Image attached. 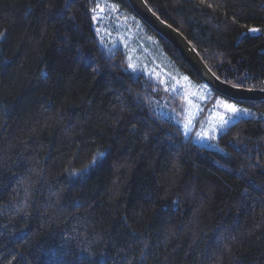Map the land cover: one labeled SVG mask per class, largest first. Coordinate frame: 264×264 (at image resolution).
<instances>
[{"label": "trees", "instance_id": "trees-1", "mask_svg": "<svg viewBox=\"0 0 264 264\" xmlns=\"http://www.w3.org/2000/svg\"><path fill=\"white\" fill-rule=\"evenodd\" d=\"M93 1L0 0V264H264V101L198 144L158 111L181 100L99 45ZM145 1L264 88V0Z\"/></svg>", "mask_w": 264, "mask_h": 264}, {"label": "rangeland", "instance_id": "rangeland-1", "mask_svg": "<svg viewBox=\"0 0 264 264\" xmlns=\"http://www.w3.org/2000/svg\"><path fill=\"white\" fill-rule=\"evenodd\" d=\"M92 17L100 46L108 53L120 49L133 73L143 74L159 89L181 100L179 111L163 105L158 111L176 120L185 135L193 133L198 144L217 149L215 139L230 122L253 114L248 107L215 95L203 82L180 70L158 38L130 11L107 0H94Z\"/></svg>", "mask_w": 264, "mask_h": 264}, {"label": "water", "instance_id": "water-1", "mask_svg": "<svg viewBox=\"0 0 264 264\" xmlns=\"http://www.w3.org/2000/svg\"><path fill=\"white\" fill-rule=\"evenodd\" d=\"M133 13L153 32L169 42L190 71L211 90L236 102L264 101V88L234 85L217 76L196 48L171 24L152 10L145 0H126Z\"/></svg>", "mask_w": 264, "mask_h": 264}, {"label": "snow or ice", "instance_id": "snow-or-ice-1", "mask_svg": "<svg viewBox=\"0 0 264 264\" xmlns=\"http://www.w3.org/2000/svg\"><path fill=\"white\" fill-rule=\"evenodd\" d=\"M253 31H254V30H253ZM229 107H231V106H229ZM231 110H232V111H235V108H231Z\"/></svg>", "mask_w": 264, "mask_h": 264}, {"label": "bare ground", "instance_id": "bare-ground-1", "mask_svg": "<svg viewBox=\"0 0 264 264\" xmlns=\"http://www.w3.org/2000/svg\"><path fill=\"white\" fill-rule=\"evenodd\" d=\"M235 102V101H234ZM201 121V120H200ZM200 124V123H199ZM198 128V127H197ZM196 130V129H195ZM218 146V145H217ZM219 147V146H218Z\"/></svg>", "mask_w": 264, "mask_h": 264}]
</instances>
